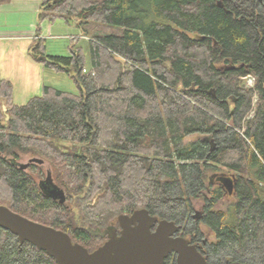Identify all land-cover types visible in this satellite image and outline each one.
Masks as SVG:
<instances>
[{
    "label": "trees",
    "instance_id": "1",
    "mask_svg": "<svg viewBox=\"0 0 264 264\" xmlns=\"http://www.w3.org/2000/svg\"><path fill=\"white\" fill-rule=\"evenodd\" d=\"M55 1L43 0L41 20L82 19L90 61L83 49L49 56L38 39L30 55L67 73L78 92L46 86L22 106L0 76V205L90 249L103 239L79 221L101 229L146 209L182 223L203 200L218 236L212 259L264 264V0ZM194 134L217 149L186 142ZM26 155L48 161L86 209L49 198L19 167ZM222 168L237 181L226 209L223 189L210 182ZM0 264L57 263L0 228Z\"/></svg>",
    "mask_w": 264,
    "mask_h": 264
},
{
    "label": "water",
    "instance_id": "2",
    "mask_svg": "<svg viewBox=\"0 0 264 264\" xmlns=\"http://www.w3.org/2000/svg\"><path fill=\"white\" fill-rule=\"evenodd\" d=\"M39 59L46 61L48 58L41 56ZM19 167L25 169L28 166L19 164ZM51 176L49 173L46 195L57 203L65 204V191L52 181ZM232 182L231 178L226 179L231 192ZM157 220L146 209L136 211L132 217L120 216L121 237L116 234L109 236L104 246L90 252L83 245L75 243L68 233L30 220L0 205V228L16 235L21 246L28 242L45 251L57 264H165V259L173 252L180 255L178 264H207L189 241L173 238L179 229L174 222L163 220L157 231L152 233L151 228Z\"/></svg>",
    "mask_w": 264,
    "mask_h": 264
},
{
    "label": "crops",
    "instance_id": "3",
    "mask_svg": "<svg viewBox=\"0 0 264 264\" xmlns=\"http://www.w3.org/2000/svg\"><path fill=\"white\" fill-rule=\"evenodd\" d=\"M42 3L43 0H0V76L13 84L14 102L19 106L42 96L44 88L56 85L59 74H63L46 68L30 55L38 39L68 36V29L61 23L51 25L41 20Z\"/></svg>",
    "mask_w": 264,
    "mask_h": 264
},
{
    "label": "flooded vegetation",
    "instance_id": "4",
    "mask_svg": "<svg viewBox=\"0 0 264 264\" xmlns=\"http://www.w3.org/2000/svg\"><path fill=\"white\" fill-rule=\"evenodd\" d=\"M203 140H205L209 144L211 151H213L214 149H217L218 146L216 145V142L213 138L210 139L209 136H206ZM41 161H40L41 163L44 162L43 160H41ZM48 176H49V173L44 180H41L39 182V186L45 194H46V190L49 187V184H47V182H46ZM228 178H231L233 180L232 192L227 187L226 179H228ZM210 182H211L212 186L223 189L224 197H228V199H231L232 196H234L236 185H237V181H236V178L234 175H231V176H226V174L215 175L214 178L211 179ZM210 192H211V190H209L208 193H210ZM65 194H66V192H65ZM66 197H67V194H66ZM67 201H68V198H67L66 202ZM66 202L64 205H66ZM192 205L193 206L191 207L189 214L187 215V218L182 223L171 221V222H174L177 225V227L179 228L178 233H176L173 236V238H175V239L176 238H184L187 241H189V244L196 247L198 253L206 260L207 264H222V263H218L212 259L213 258L212 248L218 242V236L206 224L205 220H206L207 213H206V208H205V206H206L205 202L203 200H194L192 202ZM198 205H199V209H198V207H196ZM140 210H142V209H140ZM136 211H138V210H135L132 212H126L120 216L125 215V216L132 217ZM150 215L158 218L155 226L151 228V232L155 233L157 231V228H158L160 222L165 220V219L159 218L158 216H155L151 213H150ZM119 217L117 218L116 221L110 223L109 225L105 226L104 228L102 227L101 229H99V228L94 229L92 227H88L87 225L82 224V222L79 221L78 222V228L79 229H84L85 231H88V233L92 234L93 236H100L103 239L102 244L99 245L98 247L94 248L93 246H91V248H90V249H92L91 251L88 247H86L84 245L83 246L85 248H87L90 252H94L97 249H99L100 247L104 246L107 241H109V236H113L116 234L118 237H121L123 229L121 228V225L119 222ZM186 222L188 223V225H190L189 229H187V227H185ZM202 225L204 227H206V229H208V231H209L208 233H205L204 230H202V228H201ZM66 233H68V232H66ZM71 233H73V230L71 231ZM68 234L71 236L70 233H68ZM212 234L215 235L214 240H211ZM72 239L75 242L73 237H72ZM75 243H79V242H75ZM179 256L180 255L176 252L169 254L167 256V258L165 259V264H178ZM235 263L245 264V263L239 262V261H231V262L226 261L224 264H235Z\"/></svg>",
    "mask_w": 264,
    "mask_h": 264
},
{
    "label": "rangeland",
    "instance_id": "5",
    "mask_svg": "<svg viewBox=\"0 0 264 264\" xmlns=\"http://www.w3.org/2000/svg\"><path fill=\"white\" fill-rule=\"evenodd\" d=\"M57 23H61L63 26H65L68 29L67 31L68 36L65 38H61V39H51L47 41L46 54L49 53L50 55H54V56H70L73 50L77 51L78 49H83L86 60L90 61V49H89L90 37H87L85 33L83 32V27L85 26L82 24V19H74L69 23H67L64 20H58ZM192 38L200 39L202 38V36L195 34V35H192ZM59 75L60 77L56 81L57 84L54 85L53 87H56L59 90L67 91L70 93L78 92L77 86L74 84L73 80L68 74L63 73ZM251 79L252 78H248L245 80L246 85L248 87H251V84H253V80ZM254 83H255V80H254ZM193 89H194L193 91H195V87ZM205 137L206 135L194 134V135L189 136L186 139V142H193L196 140L204 139ZM60 146L65 151L69 150L72 147L70 143H61ZM20 161H21L20 164L28 166L27 169L25 168V170L31 173V175H33L34 177H36V179L38 180V183L41 180H44L47 177L48 173H51L52 178H53L52 181H54L57 185H59L55 179V175H56V172L54 171L55 169L52 168L51 164L48 161H44L43 163H41L42 161L38 157L28 156V155L20 159ZM222 169L225 170L224 172L226 176L233 175V172L226 170V168H222ZM215 173H220V172L215 171ZM89 182H88L89 184H87L88 188H90L91 186V180H89ZM67 198H68V201L66 202V206L68 208L71 206V204L77 205L78 213H80L81 210L86 209L85 203L83 204V200L76 199V196H74L73 199H69V196L67 195ZM95 201L96 200L94 199L93 202ZM86 203H88V200L86 201ZM229 205H230V199H228V197H224V200L222 201V204L220 206L221 209H226ZM196 207H198L199 209V205ZM116 220L117 218H115V220L113 219L112 221H109V224ZM189 226L190 225H188V223L186 222L185 227L189 229ZM201 228L202 230H204L205 233L209 232L208 229H206V227H204L203 225ZM214 238H215V235L212 234L211 240H214ZM95 245L98 247L99 245H101V243H98V245L93 243V246Z\"/></svg>",
    "mask_w": 264,
    "mask_h": 264
},
{
    "label": "built area",
    "instance_id": "6",
    "mask_svg": "<svg viewBox=\"0 0 264 264\" xmlns=\"http://www.w3.org/2000/svg\"><path fill=\"white\" fill-rule=\"evenodd\" d=\"M86 72V71H85ZM251 80H253V84H251V87L254 85V79L252 78Z\"/></svg>",
    "mask_w": 264,
    "mask_h": 264
}]
</instances>
